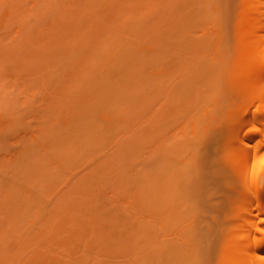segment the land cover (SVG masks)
<instances>
[{
    "label": "rangeland",
    "instance_id": "obj_1",
    "mask_svg": "<svg viewBox=\"0 0 264 264\" xmlns=\"http://www.w3.org/2000/svg\"><path fill=\"white\" fill-rule=\"evenodd\" d=\"M224 2L0 0V264H224L243 189L199 215L236 166L210 127L225 97L209 74L186 93L239 50Z\"/></svg>",
    "mask_w": 264,
    "mask_h": 264
},
{
    "label": "bare ground",
    "instance_id": "obj_2",
    "mask_svg": "<svg viewBox=\"0 0 264 264\" xmlns=\"http://www.w3.org/2000/svg\"><path fill=\"white\" fill-rule=\"evenodd\" d=\"M227 1L228 0H226V2L224 3L228 4ZM235 6L240 10L239 11L237 8H235L239 13L235 17V23H239L244 26L242 27V31L240 28V30L238 29L237 31L238 37H236V48L239 45L240 47L235 49L239 50L237 52L233 50L232 53L234 55L229 57L230 60L223 59V55L226 56V52H223L220 57L218 55V58H210L212 61L208 59L207 62H210V64H206L205 67L200 69V71H202L200 72L201 75L203 73L202 76L205 83H202L201 80H198L200 77V73H198L199 77H197V79L193 78L194 80H190L192 81H189V84L191 85L189 86L188 84V89L186 90V93L188 92L187 96L190 97H192L194 95V91L197 90L199 91L198 94H200L202 91L200 92V90L197 88L198 84L200 86H206V84L208 83L209 85H211V82L205 79L206 76L207 78L213 76L209 79L213 80L212 85H214L215 87H211V89H213L214 91L219 90V85H221L219 86V88L224 87V89H220L216 93L214 91L212 93L210 87L208 86H206L207 88L202 87L206 88L207 90L210 89L209 91H207V94H209L208 92L215 95L218 93H220V95L224 94L222 96H224L225 98H220L224 101L226 99L225 103L221 100H218L220 102H217L219 104V108L214 107L216 106L215 104L213 105L212 109L209 106L211 102L215 103L213 98V100H211V98L208 99L211 100L208 106V103L204 102V105L206 104L205 106H207V108H210V111L219 110L218 112L223 113L224 115H218L217 118L219 119L214 117L217 120L216 122L211 120L212 122H214V124L216 123L215 125L210 126V121H207L205 123L210 124L209 126L213 128L216 135H220L222 136V139H225L224 142H226L227 146L226 149L221 153L222 157L223 155L225 156V159L223 158L224 161H226V159L228 158L227 160L232 161L233 164L236 163V166L231 172V175H226L228 177H224L225 175L222 177L220 176L221 174L218 175L219 171H216L218 172L216 173L218 177L216 178L217 175H215V178L213 180L215 183L212 181V184L214 183L212 187H214L215 190L220 187V190H225V192L217 195L213 191L214 188H212L213 190H211L210 188L209 190H211L212 192L208 191V193H210L205 198V208L201 209V214L198 213V215L200 214V218L210 217L208 219H210V222L212 221L211 223L227 218L225 217L226 215H223L222 213V211L225 212V210L221 208V205L228 201V192L230 193V191L228 190H230L231 187L234 190L241 187L240 189H243V192L239 191V193H242L239 199L240 205L242 204V207L240 206L239 209V207L237 206L240 212L238 210L239 214H235V216L232 217V228L230 225L226 239V242H228L227 244L225 243V246H227V250H225L224 248L226 254L223 263L264 264V0H238V3ZM226 18L228 20V18L230 17L227 16ZM239 31H241V33ZM238 32L240 35H238ZM220 37V40L222 38H225L222 36ZM147 49L149 50L151 48L149 47ZM225 60L230 63H226ZM234 64H237V67L238 65H240L238 67L239 69L232 70L233 67H236ZM242 64L244 65V67H246L243 68V70H241ZM203 69L205 73L203 72ZM231 70L233 72H231ZM243 71L244 74L242 75L241 73ZM202 76L200 78H202ZM205 80H207L208 82H206ZM214 80L217 81V83L219 82V85H217L216 82V84H214ZM193 82L194 84H192ZM232 87L237 89L236 96L238 97L230 95V91H232L230 88ZM190 89L192 92L190 91ZM189 93L193 95L191 96ZM203 93V95H205V92ZM195 94L197 93L195 92ZM196 97L198 98L197 95L195 97L193 96L192 98ZM246 97L249 98L247 99ZM192 98H189L190 100L187 98L186 103H183L187 104L192 100V104L195 102V104L197 105L198 102L196 101H204V99L199 100ZM238 100L241 102H238ZM189 109H187L188 113L191 110ZM206 109L204 108L202 111L203 115H205L204 119L208 114H210V111H207L209 109ZM204 111L207 113H205ZM211 116H209L210 119L213 118V116L212 118ZM193 118L194 116H192L190 121H192ZM188 120L189 119H187V122ZM205 127L207 128V126ZM182 147L181 149H179L180 152H176L177 154L184 153L185 148ZM189 149H186L188 152H185L184 154L189 155L190 153L194 157V151H192V149ZM177 164L178 170L180 169L179 172L185 170L184 172L188 171L187 173L189 174V169L194 170L192 169V167L197 169L195 161H193L191 164L187 163L186 156L183 158H179ZM186 167L190 168L185 169ZM187 173H185V175ZM225 188H228V190ZM237 196H240V194ZM98 198L101 199L100 197ZM237 204H239V202H237ZM105 206L106 205H104L103 207ZM112 216L117 215L114 214ZM104 218H107V216ZM106 221L108 222L107 219H105V222ZM66 241L68 242V238ZM220 262H222V260Z\"/></svg>",
    "mask_w": 264,
    "mask_h": 264
}]
</instances>
